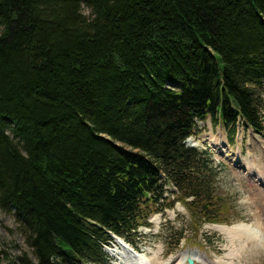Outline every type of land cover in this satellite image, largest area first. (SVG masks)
Instances as JSON below:
<instances>
[{
	"label": "trees",
	"instance_id": "16d2710c",
	"mask_svg": "<svg viewBox=\"0 0 264 264\" xmlns=\"http://www.w3.org/2000/svg\"><path fill=\"white\" fill-rule=\"evenodd\" d=\"M263 110L264 0H0V210L31 251L13 264H107L165 185L216 221L210 154L185 141L206 119L264 138Z\"/></svg>",
	"mask_w": 264,
	"mask_h": 264
},
{
	"label": "rangeland",
	"instance_id": "374dc122",
	"mask_svg": "<svg viewBox=\"0 0 264 264\" xmlns=\"http://www.w3.org/2000/svg\"><path fill=\"white\" fill-rule=\"evenodd\" d=\"M83 14L89 16L90 12L84 8ZM262 113L264 126V110ZM185 143L210 154L213 202L210 207L214 206L211 213L217 220H201L192 213V207L177 202L174 187L165 185V200L147 208L151 210L147 225L140 226L132 236L120 239L151 261L153 253L159 250L156 264H164L184 254L201 255L211 264H264V138L239 125L236 134L229 139L225 130L206 119L196 122L194 134ZM252 166L257 169L258 176L251 174ZM171 203L173 206L168 208L166 205ZM235 224L246 225L256 239L240 237V240H234L211 229L213 225L233 227ZM178 234L182 235L179 241ZM230 241L236 249L233 257L227 256L231 250ZM114 246L119 249L118 253L121 252L113 239L105 248L109 257L107 264L120 263V257L113 255L116 252ZM30 252L12 212L0 210V264H13L16 257L23 254L30 258ZM188 258L192 264H204L190 255ZM186 259L181 264H186Z\"/></svg>",
	"mask_w": 264,
	"mask_h": 264
},
{
	"label": "bare ground",
	"instance_id": "6f19581e",
	"mask_svg": "<svg viewBox=\"0 0 264 264\" xmlns=\"http://www.w3.org/2000/svg\"><path fill=\"white\" fill-rule=\"evenodd\" d=\"M251 174L253 176H258V171L253 166L251 168ZM229 227L230 226L213 225V226H211V229L220 233V234L234 238V240H235V238H238V240H240L239 239L240 237L243 238V240H245V239L246 240L256 239L254 232H252L246 225H236V226H233L230 228ZM229 240H230V238H229ZM116 242H117V245L120 247L121 252L118 253L117 252L118 248L114 246V248L116 249V252L113 255L120 257V259H119L120 263L119 264H156L158 259H159L158 258L159 250H157V252L153 253V259L151 261L145 254H143V255H140V253L138 254L137 251H135L132 247L127 246L123 241L116 240ZM120 242H122V243H120ZM242 243L244 244V242H242ZM230 246H231V250L229 251V254L227 256L233 257L234 253L236 252V249L233 248L231 241H230ZM188 255H190L192 258H195V259L203 262L204 264H211V263H208L203 256L198 255V254H184V255H181L180 257H177L174 260L173 259L168 260L164 264H181V262H183V260L186 259L188 257ZM222 264H232V263L229 262V263H222Z\"/></svg>",
	"mask_w": 264,
	"mask_h": 264
},
{
	"label": "water",
	"instance_id": "95a60500",
	"mask_svg": "<svg viewBox=\"0 0 264 264\" xmlns=\"http://www.w3.org/2000/svg\"><path fill=\"white\" fill-rule=\"evenodd\" d=\"M187 264H191V261H190V259H187Z\"/></svg>",
	"mask_w": 264,
	"mask_h": 264
}]
</instances>
